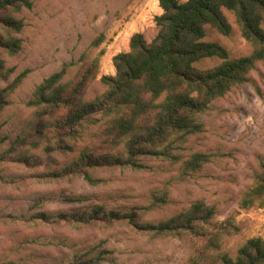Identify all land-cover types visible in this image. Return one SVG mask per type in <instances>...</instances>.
<instances>
[{"label": "rangeland", "instance_id": "obj_1", "mask_svg": "<svg viewBox=\"0 0 264 264\" xmlns=\"http://www.w3.org/2000/svg\"><path fill=\"white\" fill-rule=\"evenodd\" d=\"M28 2L29 6L0 14L22 23L19 32L0 23V38L20 41L13 54L0 43V264H180L203 242L188 234L154 236L125 219L107 222L99 211L133 215L135 223L156 225L195 201L215 208L214 222L231 219L238 227L221 241L230 257L247 240L264 238V208H238L264 164V60L248 73L247 82L214 100L197 117L201 132L187 137L174 152L180 161L197 152L217 154L192 178L179 179L180 161L172 165L151 157L141 159L143 169L84 165L90 180L84 175L61 177L83 153L88 161L102 162L123 157V148L104 146L98 138L99 124L58 142L53 121L61 113L37 126L36 110L28 106L33 90L63 64L75 63L87 52L98 59L96 77L83 98L92 101L106 90L100 79L115 75L112 59L129 51L131 36L141 33L147 43L156 36L154 18L162 11L158 0ZM223 14L230 35L206 26L204 41L219 44L230 58L248 56L251 44L241 37L233 14L226 10ZM99 35L102 43L91 47ZM219 63L217 58L204 59L196 67L207 70ZM78 73L79 65L70 66L63 81ZM154 195H165L167 202L150 208ZM97 208L101 209L94 214ZM39 215L49 220L44 222ZM58 215L92 221H60Z\"/></svg>", "mask_w": 264, "mask_h": 264}, {"label": "trees", "instance_id": "obj_2", "mask_svg": "<svg viewBox=\"0 0 264 264\" xmlns=\"http://www.w3.org/2000/svg\"><path fill=\"white\" fill-rule=\"evenodd\" d=\"M22 4L29 6L28 0H0V14L7 15ZM158 5L162 13L154 18L156 36L149 43L141 33L131 36L129 51L112 59L115 75L100 79L106 86L103 94L92 101L83 99L98 71V59L91 58L87 52L75 63L63 64L33 90L28 106L36 110L37 126L61 113L53 121L58 142L62 138H76L88 126L99 124L98 138L104 146L114 149L121 145L123 148V157L106 158L102 162L88 161L83 153L59 176L84 175L90 180L85 175L84 165L143 169L141 159L145 157L167 160L172 165L178 163L180 159L174 152L187 137L201 132L197 117L207 111L214 100L247 82L248 73L257 62L264 60V0H187L182 4L178 0H158ZM223 10L233 14L241 37L251 44L248 56L230 58L219 44L204 41L206 26L223 36L230 35L231 26ZM1 22V27L9 31L19 32L22 28V23L15 18L5 20L0 16ZM103 38L99 35L90 46H99ZM0 43L10 54L20 48V41L10 36L0 38ZM211 58L219 59L220 63L207 70L196 67L200 61ZM78 65L80 73L76 78L64 82L68 68ZM27 72L15 82L20 83ZM215 157L217 154L213 153L191 154L180 161L179 179L192 178ZM152 199L150 208L167 202L165 195H154ZM255 206L264 208V164L238 202L241 210ZM100 209H95L94 214ZM99 212L107 222L129 220L154 236L188 234L193 240L202 241L180 264H264V238L247 240L234 258L221 249L222 238L238 227L231 219L214 222L215 208L202 201L193 202L186 211L156 225L135 223L133 215ZM44 216L39 215L38 219L47 222L49 219ZM75 216L58 215L57 220L79 224L92 221V218Z\"/></svg>", "mask_w": 264, "mask_h": 264}]
</instances>
